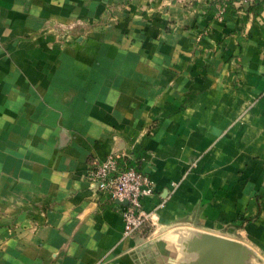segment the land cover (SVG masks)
Returning <instances> with one entry per match:
<instances>
[{
    "label": "crops",
    "instance_id": "0c3cea01",
    "mask_svg": "<svg viewBox=\"0 0 264 264\" xmlns=\"http://www.w3.org/2000/svg\"><path fill=\"white\" fill-rule=\"evenodd\" d=\"M218 2L0 0V264H190L202 233L264 264V4ZM110 153L164 201L129 238L83 176Z\"/></svg>",
    "mask_w": 264,
    "mask_h": 264
},
{
    "label": "built area",
    "instance_id": "2783aa9c",
    "mask_svg": "<svg viewBox=\"0 0 264 264\" xmlns=\"http://www.w3.org/2000/svg\"><path fill=\"white\" fill-rule=\"evenodd\" d=\"M252 3L253 0H219L216 17L220 19L228 6L232 5L245 11ZM126 158L127 155L124 153H110L100 161L91 159L83 176L98 193L106 195L110 201L123 205L122 236L129 238L152 223L164 201L152 210L143 208L141 200L154 193V183L145 173L132 167H122Z\"/></svg>",
    "mask_w": 264,
    "mask_h": 264
},
{
    "label": "water",
    "instance_id": "95a60500",
    "mask_svg": "<svg viewBox=\"0 0 264 264\" xmlns=\"http://www.w3.org/2000/svg\"><path fill=\"white\" fill-rule=\"evenodd\" d=\"M196 255L190 264H248L251 252L239 241L202 233L188 244Z\"/></svg>",
    "mask_w": 264,
    "mask_h": 264
},
{
    "label": "trees",
    "instance_id": "16d2710c",
    "mask_svg": "<svg viewBox=\"0 0 264 264\" xmlns=\"http://www.w3.org/2000/svg\"><path fill=\"white\" fill-rule=\"evenodd\" d=\"M263 4H264V0H253V3L252 5L249 7V10H254V12L256 13L257 11H260L263 7ZM257 6V7H256ZM255 7V9H254ZM125 164V165H124ZM125 167V168H130V167H133L129 162L125 161L123 164H122V167Z\"/></svg>",
    "mask_w": 264,
    "mask_h": 264
}]
</instances>
